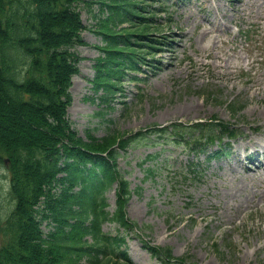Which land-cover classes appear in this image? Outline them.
<instances>
[{"label":"rangeland","instance_id":"374dc122","mask_svg":"<svg viewBox=\"0 0 264 264\" xmlns=\"http://www.w3.org/2000/svg\"><path fill=\"white\" fill-rule=\"evenodd\" d=\"M86 1L79 3L84 43L74 47L79 72L72 77L66 115L84 139L87 133L102 137L146 130L117 157V168L131 190L126 216L140 228L126 236L129 257L136 264H165L145 248L148 243L170 248L188 264H264V201L254 205L258 194L264 196V160L245 159L238 172L228 170L236 142H248L243 133L259 137L257 129L264 131V0L244 5L239 0H211L219 1L220 9L202 0H144V14L156 12L148 37L138 41L149 65L140 67L137 79L131 78L135 73L124 72L107 102L93 79L104 45L97 22L108 10L100 6L102 0ZM236 7L244 9L241 14H234ZM217 10L226 15L219 16ZM189 11L201 16L188 18ZM204 18L219 29L210 33L217 35L216 47H204L207 35L199 39L209 26ZM223 25L228 30L221 29ZM150 42H155L151 50L146 45ZM219 49L233 53L230 72L217 67L214 54ZM258 71L262 75L252 96L246 80L257 77ZM197 121L226 125L238 136L229 140L226 132H215L219 141L193 153L184 143L148 132L172 122ZM219 147L228 150V157ZM247 167L257 169V176L245 173ZM7 175L6 165L0 164V207L8 203ZM250 190L257 192L252 195ZM106 197L112 210L114 186ZM46 221L41 225L44 232L50 228ZM102 229L114 235L117 225L106 222Z\"/></svg>","mask_w":264,"mask_h":264},{"label":"trees","instance_id":"16d2710c","mask_svg":"<svg viewBox=\"0 0 264 264\" xmlns=\"http://www.w3.org/2000/svg\"><path fill=\"white\" fill-rule=\"evenodd\" d=\"M82 1L88 2L0 0V164L8 158V203L0 207V264H134L126 236L140 228L126 216L131 190L117 168V157L146 130L102 137L87 133L84 139L66 115L72 77L79 72L74 47L84 43ZM142 2L101 1L108 13L97 22L104 45L94 64L93 87L103 90V102L119 89L124 72L135 73L131 78L137 79L140 67L149 65L138 41L148 37L156 12L144 14ZM146 45L155 48V42ZM226 127L172 122L148 132L171 137L170 142L184 143L195 152L214 139L216 130L229 131ZM113 186L110 210L106 191ZM43 221L50 226L47 232L41 228ZM106 222L117 225L114 235L103 231ZM145 247L165 264H188L168 247Z\"/></svg>","mask_w":264,"mask_h":264},{"label":"bare ground","instance_id":"6f19581e","mask_svg":"<svg viewBox=\"0 0 264 264\" xmlns=\"http://www.w3.org/2000/svg\"><path fill=\"white\" fill-rule=\"evenodd\" d=\"M251 1L253 2H256V0H239V2H241L243 5L244 4H249ZM203 3H206V4H211V6L214 7V9H217L221 3L219 1L215 3H212L211 0H202ZM213 4V5H212ZM253 4V3H252ZM220 9V7L218 8ZM244 9H241V11H243ZM234 11V14H241V11L238 9V7L234 8L233 9ZM194 12L192 11H189L188 14H186V17H193V19H196V16H201V14H198V15H194L193 14ZM216 14H219V16H225V12L223 11H216ZM233 15V14H231ZM195 16V17H194ZM205 19V18H204ZM206 20V19H205ZM207 22V25L209 24V26L205 27L204 29H202V34L199 35L200 36V40L203 38V36H206L207 35V38L205 40V44H204V47H208V46H213V47H216V42H215V38L217 37V35H210L211 31H215V30H219L216 26H214L212 24V22L206 20ZM221 29L223 30H228V27L227 26H221L220 27ZM232 52H228V51H224L222 49H219L217 50V52L214 54V58L216 60H218V63H217V67H220L223 69V72H230V57L232 56ZM248 66L249 68L252 67V61L249 60L248 61ZM261 75H262V72L258 71V76L257 77H252L248 80H246V89H247V92L251 93L252 96H254V93L253 91H255V87L260 83V78H261ZM235 82H232V86H235ZM258 88H256L257 90ZM262 116H264V112L261 113ZM264 122V120H263ZM257 131H259V134L260 136L259 137H256V136H253V135H248V134H244L242 135L243 138L247 139L249 141V143L251 144V146L255 149V150H260L263 154H264V131H261L259 129H257ZM240 146L241 147V150L244 149L245 147H247V144H241ZM229 171L231 172H236L237 169L235 167H230L228 168ZM225 174L229 173L228 171H224ZM253 176H251L252 178ZM261 177V176H259ZM255 192H257L256 190H250V194H254ZM261 196L260 200L255 203L254 205H258L261 201H264V196H262V194H258Z\"/></svg>","mask_w":264,"mask_h":264},{"label":"water","instance_id":"95a60500","mask_svg":"<svg viewBox=\"0 0 264 264\" xmlns=\"http://www.w3.org/2000/svg\"><path fill=\"white\" fill-rule=\"evenodd\" d=\"M4 162L7 164V162H8V158H5Z\"/></svg>","mask_w":264,"mask_h":264}]
</instances>
